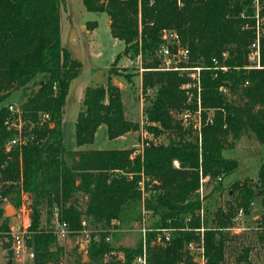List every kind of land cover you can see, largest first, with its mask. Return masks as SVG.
<instances>
[{
  "label": "trees",
  "instance_id": "1",
  "mask_svg": "<svg viewBox=\"0 0 264 264\" xmlns=\"http://www.w3.org/2000/svg\"><path fill=\"white\" fill-rule=\"evenodd\" d=\"M61 1L0 0V201L8 197L15 207L23 194L29 197L25 241L33 249V264H47L60 249L57 234L42 225L43 211L53 215L56 208L58 220L73 232L90 225L105 229L130 214L139 218L137 203L143 193L149 197L142 210L157 219L144 226L143 236L132 246L115 247L106 241V230L91 231L86 264L113 250L122 252V264H142V256L145 264H198L187 248L191 241L201 242L199 264H224L226 249L239 237L230 231L236 230L235 215L240 209L248 214L255 197L264 205V160L256 179L230 184L234 197L226 209L214 212L213 225L203 220L201 232L195 190L200 175L216 181L237 168L236 159L223 156L224 148L242 136L264 142V0H82L87 10L107 13L112 36L124 42L123 54L134 48L149 68L141 73V91H152L145 97L143 127L163 134L166 142L145 139L142 149L79 148L93 142L100 124L106 125L108 138L139 129L138 122L125 116L120 88L111 79L119 73L115 70L104 85L86 86L74 124L77 148L63 145L65 97L82 64L61 44ZM257 14L263 19L260 24ZM89 22L91 28L97 24ZM165 30L176 32L189 50L182 64L202 67L199 112L196 100L188 102L181 88L190 77L156 69L160 60L155 50ZM257 37L259 67L248 59ZM223 65L225 70L219 68ZM16 90L20 100L11 113L8 104L13 102L5 99ZM186 111L184 121L180 114ZM18 118L20 130L8 129L6 120ZM12 136L21 142L7 150ZM260 220L263 239L264 211ZM8 229V217L0 208V236ZM247 250L243 247L238 261L247 260Z\"/></svg>",
  "mask_w": 264,
  "mask_h": 264
},
{
  "label": "rangeland",
  "instance_id": "2",
  "mask_svg": "<svg viewBox=\"0 0 264 264\" xmlns=\"http://www.w3.org/2000/svg\"><path fill=\"white\" fill-rule=\"evenodd\" d=\"M257 10H259L258 7ZM59 18L61 44L70 51L73 58L79 60L82 64L79 74L71 79L69 83L61 121L63 145L66 148H74L76 147L74 140V121L77 112L83 107L82 98L85 85L104 84L111 70L119 72L118 74L112 73L111 78L115 77L116 84H124V87L121 88V93L124 97L125 104L128 103L126 101L128 100L126 95L128 94V97L129 95L130 98L132 97L135 105L133 108L135 109L130 114L127 111L125 116L130 119L133 118L134 120H137L136 117L140 110V96L142 95V103H145V97L151 95L152 91L147 89L146 92L143 93L141 91L139 93L138 86L135 85L137 84L138 78L135 80L133 76L143 71H140L136 66L128 65V56L135 59L136 53L132 51L134 48L129 49L127 53H124L125 55L123 54L124 42L112 36L109 27V17L106 12L87 10L82 0H63L59 6ZM256 18L259 24L263 20L258 14ZM93 20H96L97 24L91 28L92 24L89 21ZM82 24L84 25L83 28L81 26ZM119 53H122V55L112 65V62ZM19 100L20 91L16 90L7 96L5 103L13 102L17 105ZM192 102L194 101L192 100ZM124 108L127 110V104ZM190 115L193 121L198 120V117L195 116L196 114L192 113ZM103 128L98 130L94 141L92 144L90 143V147H121L120 140L108 139ZM142 136L154 138L156 142H166L163 134L146 133ZM138 137L140 138V135ZM222 153L226 158L236 159L238 166L234 171L222 178H218L216 181H209L207 175H200L199 185L195 190V194H197L201 204V210L198 212L201 220L200 232L203 230L202 227L204 228L203 225L205 223L208 227L213 225L212 217L214 212L218 208L226 209L228 201H231L234 197L230 195L231 191L228 190L233 181L242 180L246 177L252 178L253 180L257 178L259 166L264 160V142H258L251 136H242L235 141L234 146L224 148ZM260 193L261 190H258V195ZM148 197L149 194L143 193L137 203L136 215H139V218L134 219L135 214H130L124 222L112 220L105 229L90 225L89 229H87L89 231L88 234L91 231L97 233L99 230L104 232L106 230V241L115 247L134 245L140 236L144 234L142 228L144 226L146 228V226H149L157 219L152 213L149 214L142 210L145 199ZM28 200L29 197L23 194L19 206L15 207L9 202L8 197H3L0 201V208L3 209V215L8 217L9 226V229L5 232L8 235L0 236V264H33L34 252L32 247L25 241L26 252L22 256H16L13 253L12 241L9 237L11 226L14 224L20 225L27 217L30 220V211L27 208ZM79 201H82L81 196ZM6 208H8V211H6ZM263 211L264 205L261 204L260 198L255 197L252 199L248 214H240L238 212L235 215L233 224L238 227V231L232 228H230V231L239 233V237L226 249L224 264H264V238H260V231L262 230L260 217ZM203 220H205L204 224L202 223ZM42 225L53 231L57 229L54 216L45 211L42 212ZM24 237L26 238V236ZM88 237L87 234L81 231L73 232L72 230H69L65 237H57L56 247L60 249H57L54 258L47 264H86L89 261L86 254ZM191 242V244H187V248L193 254L192 259L199 264L201 242ZM243 247H248L247 260L238 261V255L242 252ZM53 249H55V246ZM29 252H32L33 255L30 256ZM123 261L122 252L113 250L105 254L96 263L91 264H122Z\"/></svg>",
  "mask_w": 264,
  "mask_h": 264
},
{
  "label": "built area",
  "instance_id": "3",
  "mask_svg": "<svg viewBox=\"0 0 264 264\" xmlns=\"http://www.w3.org/2000/svg\"><path fill=\"white\" fill-rule=\"evenodd\" d=\"M159 44L155 50V54L157 58L160 60L159 66L156 69L161 70H175L179 72H186L189 78V81L183 83L181 85V88L185 90V94L187 96V101H194L196 100V104L198 106L197 112H199V91H200V70L202 67L200 66H188L182 64V62H186L189 55V50L187 47L182 46L180 44L179 36L176 32L165 30L161 33ZM225 55V54H224ZM248 59L255 63L257 67H259V59H260V50H259V41L258 37L257 39L251 44V51L248 55ZM142 56L140 53H137L135 55V59L128 56V65L129 66H136L140 71L149 69L144 67L142 63ZM219 68L225 70L226 66H219ZM192 87V88H191ZM8 110L11 113H14L17 111V106L14 103L8 104ZM144 116V115H143ZM42 118H46V114L41 115ZM180 117L186 121L189 117V113L183 112L180 114ZM145 120V118H144ZM198 123V120L195 121ZM144 123V122H143ZM7 128L13 129V130H20V119L18 120L11 119L6 120ZM148 132L146 129L142 128V132L140 134L141 139L139 140V145L136 148L142 149L145 139H153L151 137H143V134H146ZM21 142L20 137L18 136H12L6 143V149H10L12 146H16ZM174 164L177 166L178 163L174 161ZM139 184L142 186L143 190V180L141 179L139 181ZM240 214L243 213L240 209L238 211ZM54 219L57 223V229L54 230L57 236L59 237H65L69 229L67 227V223L65 221H59L58 220V213L57 209L55 208L53 211ZM29 218L27 217L20 223V225L14 224L10 227L9 230V236L12 241V247H13V253L16 256H22L26 252V243H25V235L27 233V229L29 226ZM85 224V221H82V225ZM234 229H238V227L233 226ZM144 230V228H142ZM81 232L87 234L88 237V231L87 229H83ZM89 238V237H88ZM88 240V239H87ZM29 255L32 256L33 253L29 252ZM139 262H142V264H145V258L142 256V258H138Z\"/></svg>",
  "mask_w": 264,
  "mask_h": 264
},
{
  "label": "crops",
  "instance_id": "4",
  "mask_svg": "<svg viewBox=\"0 0 264 264\" xmlns=\"http://www.w3.org/2000/svg\"><path fill=\"white\" fill-rule=\"evenodd\" d=\"M82 26V28H83V24L81 25ZM72 55V54H71ZM133 78H135V80H136V78H138V80H137V84H135V85H137L138 86V90H139V93H141V73H137V74H135L134 76H133ZM112 79V81H113V83H115L116 84V79H115V77H112L111 78ZM105 83H106V81H105ZM104 83V84H105ZM104 84H102V85H104ZM70 85V84H69ZM98 85H101V84H98ZM118 86H119V88H120V92H121V88H123L124 87V84H117ZM86 86H89V85H85L84 86V90H85V88H86ZM90 86H96V85H90ZM126 88V87H125ZM126 97H127V99L128 100H126L128 103H126L127 104V110L124 108V113H126L127 111H128V114H130V113H133V111H134V109L135 108H133L135 105H134V103H133V99H132V97L130 98V95H129V97H128V94L126 95ZM121 98H122V102H123V104H124V106L126 105L125 104V100H124V97L122 96V93H121ZM83 99V98H82ZM139 103H140V110H139V112H138V116L136 117L137 118V120L135 119H131L132 121H136V122H138L139 123V129H137V130H130V131H127V132H125V133H123L122 135H119V136H117V137H114V138H108V139H112V140H120V142H121V144H122V146L121 147H116V148H130V147H137L138 145H139V140H138V136L141 134V132H142V128H143V122L145 121L144 120V116H143V105H144V103H142V95L140 96V100H139ZM77 114H78V112H77ZM77 114H76V116H77ZM128 118V117H127ZM130 119V118H129ZM75 120H76V118H75ZM74 124H75V121H74ZM102 127H104L103 129L105 130V133H106V136H107V132H106V125L105 124H100L98 127H97V129H96V131H95V134H94V139H95V137H96V134H97V132H98V130L99 129H101ZM61 128H62V122H61ZM108 137V136H107ZM62 138H63V130H62ZM94 141V140H93ZM92 144V143H91ZM129 144V145H128ZM66 148V147H65ZM75 148H77V147H74V148H67V149H75ZM79 148H81V149H87V148H92V147H90V144H85V145H83V146H81V147H79ZM95 149H106V148H95ZM236 230H238V229H236Z\"/></svg>",
  "mask_w": 264,
  "mask_h": 264
},
{
  "label": "water",
  "instance_id": "5",
  "mask_svg": "<svg viewBox=\"0 0 264 264\" xmlns=\"http://www.w3.org/2000/svg\"><path fill=\"white\" fill-rule=\"evenodd\" d=\"M9 208V207H8ZM8 208H6V211H8Z\"/></svg>",
  "mask_w": 264,
  "mask_h": 264
}]
</instances>
